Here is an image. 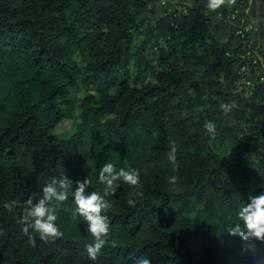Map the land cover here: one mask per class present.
Masks as SVG:
<instances>
[{"label":"trees","instance_id":"16d2710c","mask_svg":"<svg viewBox=\"0 0 264 264\" xmlns=\"http://www.w3.org/2000/svg\"><path fill=\"white\" fill-rule=\"evenodd\" d=\"M156 1L0 0V264H264V242L230 233L264 192V79L246 83L248 35L218 38L206 0L161 15ZM106 162L141 179L106 197L109 242L93 261L72 190L101 189ZM64 176L68 198L48 202L63 236L25 233L26 201Z\"/></svg>","mask_w":264,"mask_h":264},{"label":"clouds","instance_id":"9594fccd","mask_svg":"<svg viewBox=\"0 0 264 264\" xmlns=\"http://www.w3.org/2000/svg\"><path fill=\"white\" fill-rule=\"evenodd\" d=\"M225 0H206L205 7L209 12H215L223 4ZM238 102L232 100L230 102L221 103L219 105L222 113L227 116L237 108ZM203 128L207 133L213 134L216 131V124L213 121H204ZM177 146L172 144L167 151V160L173 168H178ZM140 172L136 168H119L112 162L104 163L97 177V183L102 185L99 190L86 191L89 181H78V187L72 190V182L68 177H52L49 182L43 185V197L37 203L32 199L26 201L27 207L24 210V217L31 218L30 223H26L23 231L29 233L30 230L38 234L42 241L55 240L57 237L63 236L60 226L57 224L58 216L55 208L49 205V201L55 200L58 203L68 198L69 191L72 190L74 197L73 218H82L87 222V231L93 238L92 242L86 245V251L89 259L95 261L98 254L109 242L107 234L110 231L109 218L105 214L112 207L106 197L115 193L117 187L121 183L131 186L136 191V186L140 184ZM172 182L176 181V176L171 177ZM136 201L128 199L127 204L135 206ZM6 208H11V204H5ZM239 221L235 228L230 229L233 235L238 234L243 240L262 241L264 242V192L252 195L248 202L242 206L237 213ZM35 243V239H33ZM113 247L116 246L115 241H111ZM136 264H152L149 258L140 257Z\"/></svg>","mask_w":264,"mask_h":264},{"label":"rangeland","instance_id":"374dc122","mask_svg":"<svg viewBox=\"0 0 264 264\" xmlns=\"http://www.w3.org/2000/svg\"><path fill=\"white\" fill-rule=\"evenodd\" d=\"M184 0H157V15L164 13V10H173L175 7L183 3ZM235 0H225L221 6L226 8L229 13L236 5ZM238 6V7H237ZM235 8L238 11L236 16L233 13L227 16L220 10L210 12L212 17L215 34L220 39H227L232 33L238 32L239 29L246 31L248 35L249 52L247 57L253 66L247 68L246 83L249 85L258 79H264V0H242ZM72 121L65 120L60 125V131L65 135L72 132ZM221 153H227V147L219 149Z\"/></svg>","mask_w":264,"mask_h":264},{"label":"built area","instance_id":"2783aa9c","mask_svg":"<svg viewBox=\"0 0 264 264\" xmlns=\"http://www.w3.org/2000/svg\"><path fill=\"white\" fill-rule=\"evenodd\" d=\"M237 12H238V11H235V13H233V17H235V16H236ZM243 32H244V30H243V29H239V31H238V33H243Z\"/></svg>","mask_w":264,"mask_h":264}]
</instances>
